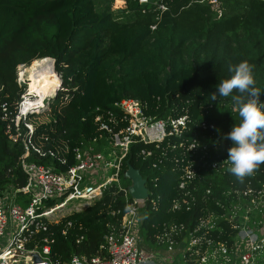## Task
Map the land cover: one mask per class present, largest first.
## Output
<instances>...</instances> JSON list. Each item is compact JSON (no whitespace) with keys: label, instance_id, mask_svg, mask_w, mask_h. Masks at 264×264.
I'll use <instances>...</instances> for the list:
<instances>
[{"label":"trees","instance_id":"obj_1","mask_svg":"<svg viewBox=\"0 0 264 264\" xmlns=\"http://www.w3.org/2000/svg\"><path fill=\"white\" fill-rule=\"evenodd\" d=\"M160 1L164 9L158 7ZM220 1L219 10L210 0H129L127 12L115 13L109 5L98 12L94 0H0V192L26 181L21 165L23 141L9 136L15 131L14 114L25 90V84L17 80L16 66L27 63L39 70L53 63V57L62 83L46 98L51 118L37 124L34 140L45 132L66 142V164L60 169L73 162L74 145L98 133L95 114L109 109L117 117L114 102L122 97L148 99L146 111L157 117L187 115L180 134H168L159 142H136L127 156L147 178L150 197L157 201L155 208L149 203L142 210L140 237L147 247L162 248L155 234L163 222L195 217L203 206L171 208L178 191L176 155L181 142L200 134L217 143L221 156H228L233 146L224 136L239 117L232 113L230 100L220 103L209 96L217 91L220 80L230 77L229 68L245 60L255 65L257 87L264 90V0ZM155 95L158 104L152 98ZM260 99L264 101V93ZM2 103L8 109L5 118ZM200 121L213 124L211 135L199 129ZM143 147L150 151L147 159L136 155ZM26 158L59 163L56 156L33 150ZM154 161L157 167L152 166ZM228 167L207 170L200 187H211L216 193L232 185L264 184V165L243 182ZM122 181L128 179L122 176ZM14 198L21 204L28 199L22 191H16ZM122 202L119 191L109 187L84 206L59 214L58 221L48 222V230L36 232L29 245L48 235L50 257L59 263L73 253L88 257L104 253L101 245L107 223L115 218L107 209ZM70 219L73 226L63 234L61 228Z\"/></svg>","mask_w":264,"mask_h":264},{"label":"built area","instance_id":"obj_2","mask_svg":"<svg viewBox=\"0 0 264 264\" xmlns=\"http://www.w3.org/2000/svg\"><path fill=\"white\" fill-rule=\"evenodd\" d=\"M158 7L164 9L166 6L160 1ZM35 96L22 95L14 114L15 131L9 134L23 141L21 165L26 181L16 189L10 186L0 192V264H145L154 260L159 264H264V184L257 187L232 185L216 193L211 187L201 188L202 175L207 170L219 171L229 165L224 162L228 156L218 154L217 143L201 138L200 134L181 142L176 155L178 191L171 200V208L200 207L201 203L203 206L195 217L163 222L155 240L167 248L166 251L148 249L141 244L142 210L149 203L155 208L157 201L150 197L152 192L143 175L148 196L139 198L129 194L130 181H122L125 159L136 142H159L168 134H180L188 119L186 114L157 117L146 111L148 100L122 97L114 102L118 116L109 109L97 112L94 121L98 133L74 145L73 162L60 169L61 164H66V142L45 132L40 133L38 141L34 140L37 124L51 118L50 113L46 120L31 115L47 98L30 107L26 103ZM1 105L5 118L8 109L4 103ZM199 129L211 135L213 124L200 121ZM31 150L40 155L56 156L59 163L27 160ZM149 152L143 147L136 155L147 159ZM152 166L157 167L158 163L154 161ZM112 186L119 191L123 202L121 206L107 209L115 218L107 223L108 232L101 245L104 253L90 257L73 253L59 263L50 257L51 238L48 235H42L38 242L34 240L29 245L36 232L48 230V222L58 221L59 214L84 206ZM16 191L27 194L25 204L15 200ZM68 200L71 201L56 209ZM75 202L79 205L73 206ZM72 226V220H67L61 228L62 233L66 234ZM174 250L179 254V261ZM35 253L38 258L34 257Z\"/></svg>","mask_w":264,"mask_h":264},{"label":"clouds","instance_id":"obj_3","mask_svg":"<svg viewBox=\"0 0 264 264\" xmlns=\"http://www.w3.org/2000/svg\"><path fill=\"white\" fill-rule=\"evenodd\" d=\"M229 72L230 77L220 80L209 100H230L232 113L239 117L224 136L233 142L224 162L229 165L227 171L243 182L264 165V101L260 99L264 90L257 87L255 65L247 60L232 65Z\"/></svg>","mask_w":264,"mask_h":264},{"label":"rangeland","instance_id":"obj_4","mask_svg":"<svg viewBox=\"0 0 264 264\" xmlns=\"http://www.w3.org/2000/svg\"><path fill=\"white\" fill-rule=\"evenodd\" d=\"M152 3H156L158 2L159 0H148ZM210 1H213L214 3V6L217 7V9L220 10V5H221V1L220 0H210ZM95 2V8L98 12L102 11L103 8L106 6V5H109V9L113 12H119V11H125L127 12L128 11V2L129 0H94ZM223 3V2H222ZM220 6V7H219ZM226 7V6H225ZM51 59H54L53 57H50ZM53 61V60H52ZM31 62V61H30ZM29 62V63H30ZM28 63V64H29ZM22 64L23 66L22 67H26V66H30V65H27V63H18L17 66H16V72H17V80L20 84H25V90L23 92V94H35V98H38L39 96H42L44 93H46V91L48 90V86L47 85H38V88L39 90L32 84V81L30 79L27 78V76H23V77H20L19 75V72H20V67ZM19 65V66H18ZM30 67H34L33 69H38L39 67H36V66H30ZM57 71V70H56ZM58 72V71H57ZM58 75L59 77L56 79L55 83L56 85H58V83L60 82V79H62L61 77V74L58 72ZM55 89H56V86H55ZM55 91V90H54ZM54 91H52L51 93H48L46 94V96H52L54 95ZM21 93L20 95V98L22 97L23 95ZM156 96V95H155ZM155 96H153L152 98L153 99H156ZM33 98V99H35ZM20 100V99H19ZM148 100V99H147ZM149 101V100H148ZM46 100H44V105L41 106L39 109L37 110H34L31 115H35V116H38L40 117L41 119L43 120H46L47 119V114L49 113L46 106H47V103H45ZM156 104H158V99L155 101ZM47 110V111H46ZM128 182V181H127ZM79 205V202H75L73 204V206H78ZM72 208V207H71ZM67 212V211H65ZM179 261V259H178ZM152 262V261H150ZM153 263V262H152ZM157 263L156 260H154V263L155 264Z\"/></svg>","mask_w":264,"mask_h":264},{"label":"bare ground","instance_id":"obj_5","mask_svg":"<svg viewBox=\"0 0 264 264\" xmlns=\"http://www.w3.org/2000/svg\"><path fill=\"white\" fill-rule=\"evenodd\" d=\"M19 72L20 77L27 76L28 79L32 81V84L39 90L38 85H47L48 90L42 96L38 98L29 100L26 104L30 107H33L35 104L39 105L41 101L44 99L46 94L51 93L55 90L56 79L59 77L58 72L54 68V64L51 63L48 66L42 67L41 69H33V67L26 66L22 67ZM71 200L66 201L62 205L58 206L56 209H59L69 203Z\"/></svg>","mask_w":264,"mask_h":264},{"label":"water","instance_id":"obj_6","mask_svg":"<svg viewBox=\"0 0 264 264\" xmlns=\"http://www.w3.org/2000/svg\"><path fill=\"white\" fill-rule=\"evenodd\" d=\"M53 64H54V59ZM55 68V66H54ZM62 83V79L58 85H56V89L54 94L57 92L59 85ZM125 169L123 171V176L127 178L130 183L128 185V192L133 197L145 198L148 196V188L146 186V179L142 176L140 169L132 165L129 158L125 159ZM35 258H38V255L34 254Z\"/></svg>","mask_w":264,"mask_h":264},{"label":"crops","instance_id":"obj_7","mask_svg":"<svg viewBox=\"0 0 264 264\" xmlns=\"http://www.w3.org/2000/svg\"><path fill=\"white\" fill-rule=\"evenodd\" d=\"M141 244H142L144 247L146 246V245L142 242V240H141ZM160 247H162V248H157V249L162 250V251H166V249H167V248H165V247H163V246H160ZM146 248L151 249L150 247H147V246H146ZM173 254H174V256L176 257V259L178 260V259H179V254L177 253V251L174 250ZM152 262L154 263V261H152ZM152 262L149 261V262H147V263H145V264H153ZM155 264H159L158 261H157V263H155Z\"/></svg>","mask_w":264,"mask_h":264}]
</instances>
